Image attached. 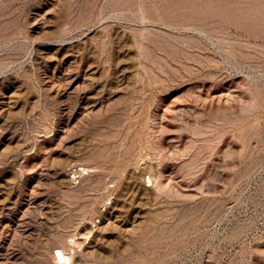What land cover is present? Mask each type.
<instances>
[{
	"label": "rangeland",
	"instance_id": "rangeland-1",
	"mask_svg": "<svg viewBox=\"0 0 264 264\" xmlns=\"http://www.w3.org/2000/svg\"><path fill=\"white\" fill-rule=\"evenodd\" d=\"M77 233L73 264H264V0H0V264Z\"/></svg>",
	"mask_w": 264,
	"mask_h": 264
},
{
	"label": "bare ground",
	"instance_id": "bare-ground-1",
	"mask_svg": "<svg viewBox=\"0 0 264 264\" xmlns=\"http://www.w3.org/2000/svg\"><path fill=\"white\" fill-rule=\"evenodd\" d=\"M215 8H217V7H215ZM214 8V9H215ZM209 9H210V7H209ZM213 9V8H212ZM218 9V8H217ZM222 10V9H221ZM227 10V9H226ZM201 11H203L202 9H200V12ZM218 11H220V10H218ZM199 12V13H200ZM211 12V11H210ZM215 12V11H214ZM202 13V12H201ZM204 13V12H203ZM212 13V12H211ZM241 15V14H240ZM240 19H241V17H239ZM242 19H245V18H242ZM133 50V49H132ZM135 52V51H134ZM132 67V66H131ZM132 68H134V66L132 67ZM137 72H139V71H137ZM134 80V79H133ZM136 81V80H135ZM61 163V162H60ZM147 172H149V171H147ZM148 175V174H147ZM152 175V174H151ZM149 176V175H148ZM153 176V175H152ZM147 177V176H146ZM151 178L152 177H150L149 176V179H148V181H151ZM162 178V177H161ZM152 179H155L154 177L152 178ZM168 179V178H167ZM145 180V179H144ZM154 181V180H153ZM106 204V203H105ZM94 223H95V221H94ZM81 237H84V238H86L87 236H86V234L85 235H78V233H77V235H75V237L73 238V239H71V242H69L70 244H71V246L68 248V249H66V248H64V247H62V248H59L60 247V245L58 246V247H55L54 249L56 250L54 253H53V258H54V260H55V262L57 263V264H73L72 262H73V259H74V253H75V246H76V248H77V246L78 247H80V240L79 241H77L76 239H78V238H81ZM72 238V237H71Z\"/></svg>",
	"mask_w": 264,
	"mask_h": 264
},
{
	"label": "built area",
	"instance_id": "built-area-1",
	"mask_svg": "<svg viewBox=\"0 0 264 264\" xmlns=\"http://www.w3.org/2000/svg\"><path fill=\"white\" fill-rule=\"evenodd\" d=\"M81 170V169H80ZM83 170V169H82ZM76 174V173H75ZM75 174H74V176H75ZM76 178H78V176L76 177ZM74 180H76V182H79V179H74Z\"/></svg>",
	"mask_w": 264,
	"mask_h": 264
}]
</instances>
